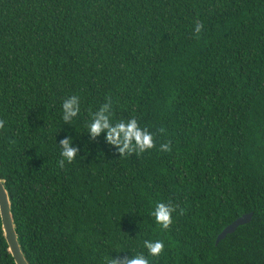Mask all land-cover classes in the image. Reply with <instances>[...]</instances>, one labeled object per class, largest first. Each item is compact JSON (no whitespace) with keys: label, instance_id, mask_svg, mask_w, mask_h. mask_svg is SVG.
I'll return each mask as SVG.
<instances>
[{"label":"trees","instance_id":"16d2710c","mask_svg":"<svg viewBox=\"0 0 264 264\" xmlns=\"http://www.w3.org/2000/svg\"><path fill=\"white\" fill-rule=\"evenodd\" d=\"M103 108L155 147L121 155L106 130L93 138ZM0 121L29 264L147 256L145 240L165 245L150 264H264V0H0ZM64 139L76 157L61 167ZM158 202L176 206L167 230ZM0 264H15L1 221Z\"/></svg>","mask_w":264,"mask_h":264},{"label":"clouds","instance_id":"9594fccd","mask_svg":"<svg viewBox=\"0 0 264 264\" xmlns=\"http://www.w3.org/2000/svg\"><path fill=\"white\" fill-rule=\"evenodd\" d=\"M203 25L197 23L195 27V32L197 34L202 30ZM63 108V120L65 122L71 121L72 117L78 115L80 111L79 98L77 96H72L66 99L62 105ZM107 108L101 109L100 112L95 114L92 118V122L89 124V131L94 138L101 131L107 132V140L110 144L121 146L119 148L120 154H132L143 153L146 150H150L155 147L153 134L148 131L145 127L141 129L137 120L132 118L128 121H119L115 124L110 123L109 117L105 115ZM114 125V126H113ZM4 127L3 121H0V128ZM163 131V129H161ZM71 139H64L60 141L63 146L61 155L64 159L59 161L61 167H63L64 160L71 163L76 157V150L69 147L71 144ZM161 150L170 151L169 144H162ZM176 211V206L171 203L158 202L155 205L154 210L151 215L155 218V222L159 224L162 229L167 230L173 223L172 214ZM183 210H181V214ZM144 248L147 250L148 255L144 253H137L131 255L130 257L121 258H111L107 261V264H150L148 256L158 258L164 252V242L162 240H145Z\"/></svg>","mask_w":264,"mask_h":264},{"label":"water","instance_id":"95a60500","mask_svg":"<svg viewBox=\"0 0 264 264\" xmlns=\"http://www.w3.org/2000/svg\"><path fill=\"white\" fill-rule=\"evenodd\" d=\"M251 219V213H246L235 219L232 223L228 224L217 236L216 242L225 237L227 233L235 230L240 225L247 223ZM0 221L3 236L8 245V250L12 255L15 264H29L19 244L15 225L13 222L10 203L6 189L0 179Z\"/></svg>","mask_w":264,"mask_h":264}]
</instances>
